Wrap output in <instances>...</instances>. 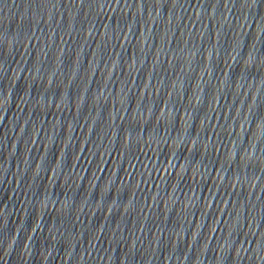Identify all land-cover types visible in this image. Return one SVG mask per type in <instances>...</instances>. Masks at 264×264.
<instances>
[{
    "label": "water",
    "instance_id": "95a60500",
    "mask_svg": "<svg viewBox=\"0 0 264 264\" xmlns=\"http://www.w3.org/2000/svg\"><path fill=\"white\" fill-rule=\"evenodd\" d=\"M0 194L74 264H264V0H0Z\"/></svg>",
    "mask_w": 264,
    "mask_h": 264
}]
</instances>
